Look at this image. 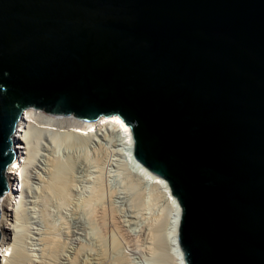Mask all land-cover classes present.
Here are the masks:
<instances>
[{
    "label": "water",
    "instance_id": "1",
    "mask_svg": "<svg viewBox=\"0 0 264 264\" xmlns=\"http://www.w3.org/2000/svg\"><path fill=\"white\" fill-rule=\"evenodd\" d=\"M27 107L123 120L183 264H264V0H0V196Z\"/></svg>",
    "mask_w": 264,
    "mask_h": 264
},
{
    "label": "rangeland",
    "instance_id": "2",
    "mask_svg": "<svg viewBox=\"0 0 264 264\" xmlns=\"http://www.w3.org/2000/svg\"><path fill=\"white\" fill-rule=\"evenodd\" d=\"M67 140L61 148L57 147L58 151L54 153L47 152L40 146L36 164L34 163L36 170L30 172V180L33 182L32 184L30 181L31 192L28 189L25 191L26 215L15 220L12 230L15 238L22 242L19 245L37 251L41 245L38 233L51 230L48 226L50 221L56 228L53 229L54 232L60 237V247L59 251L55 252L57 255L50 260L46 259L48 256L40 253L37 260L41 263L47 261L49 264H173L167 233L169 213L166 202L160 198L161 195L156 193L150 183L137 180L138 175L123 163L120 151H117V147L119 148L117 142L106 140L102 134L98 135V139H92L86 148L79 140L73 138ZM53 155L63 161L61 168H51L50 161L54 159ZM67 161L70 162L68 165H71L70 171L65 168ZM67 171L71 178L70 198L66 204L60 205L55 198H49L47 203L51 205H48L46 209L48 213L45 215L44 193L39 191L38 184L52 173L64 175ZM99 185L100 187L103 185L104 189L99 188ZM95 190L101 191L98 194H102L103 198L94 200V205L91 204L86 210L87 206L83 199L97 194ZM99 202L100 204H97Z\"/></svg>",
    "mask_w": 264,
    "mask_h": 264
},
{
    "label": "bare ground",
    "instance_id": "3",
    "mask_svg": "<svg viewBox=\"0 0 264 264\" xmlns=\"http://www.w3.org/2000/svg\"><path fill=\"white\" fill-rule=\"evenodd\" d=\"M101 134L106 140L107 139L111 141L114 140L115 142H117V145H119V148L117 147V151L118 150L120 151L119 154H121L120 156L123 159V163L126 166H128L130 170L132 169L135 172V174L138 175L137 177V175L133 174L134 176L137 177V180L139 179L141 182H145V183L147 182V184L150 183L152 185V188L156 190V193L161 195V196L159 195L160 198L162 197L166 202L165 204L166 207L168 208V213H169L167 233L170 239V243H169V249L171 251L170 254L173 260V264H183V261L181 260V252L176 242V228L180 213V207L174 196L171 194L165 180L160 176L151 173L146 167L140 165L139 163H136L133 160L132 150H131V144H132L131 134L129 127L124 124L123 120L118 116L105 117L103 118L102 121L83 120V119L75 118L73 116L48 114L33 107H27L24 110L23 116L20 117L18 132L16 135H14L15 138H17L18 140L16 142L18 149L17 148L15 149L18 155L21 157L20 162L19 164L12 165L6 169V176L12 177L11 178L12 180H10V182L17 188L16 192L18 193L15 194L14 192H12L10 194L0 196V212H1L0 231L6 236L4 245L0 250V264H21L22 262L23 263L28 262L29 264H36V262H40L37 260L38 258L37 256L40 253L48 256V258L46 257V259L50 260L51 258L57 255V254L55 255V252L59 251L58 247H60L59 243L61 242V240L59 242L60 237H58L57 233L54 232L56 228L53 227L54 223L51 224L52 222L50 221H49L50 223L48 222V224H50L48 225L50 226V228L49 227L48 228L51 230H47L48 232L46 231V233L45 232L41 234L38 233L40 239L38 238V236L37 238L41 240L39 243L41 245L40 247H38L37 251H35L36 249L33 250L29 247L25 248L24 246L19 245V243H22L20 242L21 240L19 238L16 239L14 234L12 233V230H14L13 228H14L15 220L19 217L20 218L23 217L24 214L26 215L25 212L26 206L24 203V197L26 194L25 191H27V189L30 190V188H32L31 186L33 182L30 180L31 178L30 172L32 171V169L30 168L32 167L33 169L36 170V168H34L36 164L35 160L39 154L40 146H42V148L44 145L46 147L50 146L49 148L51 149L52 148L51 144L53 143L54 146L61 148V145H63L65 141H68L67 140L68 138H73L75 140L81 141L82 143L88 144L92 139H98V135L100 136ZM46 138L50 141L51 144H49L48 140L44 141L46 140ZM65 145L67 146L68 143H66ZM66 146H62V147L66 148ZM44 150L48 151L49 149H44ZM50 152L54 153L55 151L51 150ZM111 153L113 152L111 151ZM56 156L53 155L54 159H51L50 161L51 168L54 169L56 167L61 168L62 165L61 163L63 162V161L61 162L59 157ZM97 160L99 161V159ZM68 163L70 162L67 161V163L65 164L66 165L65 168L69 169L71 165L70 164L68 165ZM68 171H70V169ZM68 171L64 175L52 173L51 176L48 177L49 179L48 178L44 179L38 184L39 185L38 187H40L39 191L41 190V192L44 193L43 205H44L45 215H47L48 213L46 211L48 205H51L47 203L49 198L51 197L55 198L58 201L59 205L66 204L68 202L67 200L70 198L69 188L71 186V181H70L71 178H69L68 176L69 174ZM134 179L135 178H133V180ZM30 181L32 182V184H30L31 183ZM102 186L100 187L99 185V188L104 189V187ZM97 191L98 192H96L95 190L97 194L94 193L93 196L89 195L85 199H83L85 206H87L86 210L88 209V207L90 208L91 204L95 203L94 200L96 201L97 199L100 200L99 198L102 196V194H98L101 191L99 190ZM41 192L39 193L42 194ZM97 204H100V202ZM104 205H101V207ZM92 208L93 207H91L90 210H92ZM100 216L102 217V215ZM68 239L70 238L68 237ZM63 243L66 244L65 242ZM103 254L105 256V252ZM75 258L76 256L74 257V259ZM37 264H49V263L47 261L46 262L44 261L42 263L40 262Z\"/></svg>",
    "mask_w": 264,
    "mask_h": 264
},
{
    "label": "built area",
    "instance_id": "4",
    "mask_svg": "<svg viewBox=\"0 0 264 264\" xmlns=\"http://www.w3.org/2000/svg\"><path fill=\"white\" fill-rule=\"evenodd\" d=\"M39 110H41V111H43V112H45V113H48V114H52V115H64V114H54V113H49V112H46V111H44V110H42V109H39ZM66 116H73V115H66ZM73 117H75V116H73ZM76 118V117H75ZM46 140H48L47 138H46ZM18 140H17V138H15V136H14V144L16 145V147L15 148H17L18 149V147H17V144H16V142H17ZM49 141V140H48ZM49 144H51L50 143V141H49ZM52 145V148L50 149L49 147H46L45 145L43 146V148L44 149H49L47 152H50L51 150H54L55 152L56 151H58V148L56 147V146H54L53 145V143L51 144ZM72 145H73V143H72ZM70 146H71V143H70ZM87 147V143H84V148H86ZM18 154V153H17ZM44 157H45V155H44ZM37 164H39V163H37ZM30 169H32V171L34 170L32 167L30 168ZM7 178H9V180H12L11 178V176L10 177H7ZM14 186V185H13ZM17 191V188L14 186V193L15 194H17L18 192H16ZM6 195V194H5ZM10 200H12V199H10Z\"/></svg>",
    "mask_w": 264,
    "mask_h": 264
}]
</instances>
